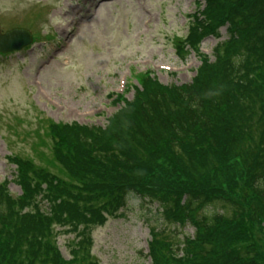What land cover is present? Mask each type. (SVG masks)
<instances>
[{"label":"trees","instance_id":"1","mask_svg":"<svg viewBox=\"0 0 264 264\" xmlns=\"http://www.w3.org/2000/svg\"><path fill=\"white\" fill-rule=\"evenodd\" d=\"M202 1L175 43L199 61L189 84L147 71L103 128L47 123L61 176L11 157L20 195L0 185V264H99L91 230L131 197L174 229L193 227L176 245L148 228L151 264H264V0ZM221 28L210 60L199 46ZM56 228L74 233L69 259Z\"/></svg>","mask_w":264,"mask_h":264},{"label":"rangeland","instance_id":"2","mask_svg":"<svg viewBox=\"0 0 264 264\" xmlns=\"http://www.w3.org/2000/svg\"><path fill=\"white\" fill-rule=\"evenodd\" d=\"M202 8V0H0V33L21 28L32 36L21 51L0 53V183L9 182L10 194L20 195L13 156L61 176L51 159L47 123L102 127L118 109L110 95L135 83L131 72L149 70L162 85L189 84L199 61L192 53L178 58L175 43ZM225 40L221 28L203 39L200 53L212 60ZM221 207L210 206L205 214ZM150 227L163 230L161 239L174 245L193 235L190 225L174 229L155 206L131 197L119 215L93 227L91 255L99 264H151ZM55 231L56 245L69 259L74 233Z\"/></svg>","mask_w":264,"mask_h":264},{"label":"water","instance_id":"3","mask_svg":"<svg viewBox=\"0 0 264 264\" xmlns=\"http://www.w3.org/2000/svg\"><path fill=\"white\" fill-rule=\"evenodd\" d=\"M31 42V35L29 32L21 29H14L5 35H0V51L9 52L13 50H20L29 45Z\"/></svg>","mask_w":264,"mask_h":264}]
</instances>
